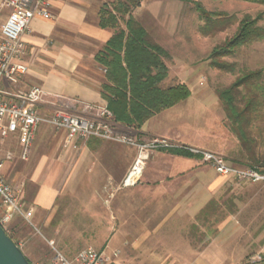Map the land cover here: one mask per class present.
I'll return each mask as SVG.
<instances>
[{
	"label": "crops",
	"instance_id": "crops-1",
	"mask_svg": "<svg viewBox=\"0 0 264 264\" xmlns=\"http://www.w3.org/2000/svg\"><path fill=\"white\" fill-rule=\"evenodd\" d=\"M114 1L48 0L51 17H34L22 36L25 54L21 62L27 72L15 84L8 85L11 87L8 89L27 92L33 87L40 88L43 98L36 108L43 118L58 110L83 115L84 104L107 106L101 96L105 70L94 57L114 33L98 25V13L104 4ZM184 1L142 0L132 12L152 40L169 54V59L163 60L168 69L161 83L163 88L175 85L170 84L174 79L179 81L176 84L188 88L190 78L186 74L177 79L175 60L147 29L146 21H156L159 31L166 36L173 34ZM6 15L5 10L0 26ZM207 95H211L210 91ZM181 102L149 118L138 130L114 121L113 126L139 143L164 138L203 149L201 137L205 135V126L200 130L190 124V118L177 126L169 120ZM86 115L94 116L91 112ZM73 145L67 142L65 131L40 124L31 159L23 164L18 132L0 138V161L7 153L12 155L11 160L4 162L1 176L18 193L23 209L31 212L29 223L13 218L10 234L14 240L22 239L23 246L15 242L32 264H40V255L29 238L33 235L30 231L22 234L24 230L15 226L17 220L31 227L53 220L59 225L106 224L109 236L101 251L109 258L107 264H112L118 256L126 264H264V223L249 227L247 223H253V219L246 221L247 218L241 219L233 213L224 222L215 221L220 224L207 242L203 212L212 198L222 192L224 183L223 177L200 166L199 157L152 151L137 183L123 187L121 183L136 157L134 146L98 138L86 143L75 140ZM118 190L126 192L125 199L117 198ZM75 206L79 207L78 220L73 221L69 218H73ZM112 238L118 246L110 244ZM46 240L60 241L53 236ZM79 252L61 253L73 259ZM256 255H261L263 260L249 263L248 259Z\"/></svg>",
	"mask_w": 264,
	"mask_h": 264
},
{
	"label": "rangeland",
	"instance_id": "rangeland-1",
	"mask_svg": "<svg viewBox=\"0 0 264 264\" xmlns=\"http://www.w3.org/2000/svg\"><path fill=\"white\" fill-rule=\"evenodd\" d=\"M184 2L185 4H182L179 11L178 28L173 34L170 33L171 36H166V33L159 31L160 27L156 21L150 19L146 21L147 29L165 46L175 60V76L177 75V79L186 74L190 78L187 86L191 95L179 104L175 114L169 116V120L177 126L181 123L180 121L183 123L185 119L190 118V124L199 127L200 130L205 126V135L201 137V148L203 149H195L220 155L228 164L240 169L253 167L252 156L258 161V166L255 168L262 170L260 166H264V39L243 46L237 49L233 55L224 56L220 59L226 64H231L234 68L233 72L213 68L208 57L215 47L223 45L225 41L236 35L239 21L244 16L249 15L253 19L260 18L257 25L264 27V5L241 0H186ZM195 3L207 12L220 14V16L212 17L213 24L209 28L218 27L222 30L208 36L201 35L199 29L203 22L198 18ZM250 72H261V77L257 85L259 89L254 91V94L258 96V104L255 107L257 113L254 115L249 129L250 137L255 141V145H252V151L248 153L231 131L223 105L217 97V91L229 87L242 75ZM176 82L179 81L174 79L170 84H176ZM209 91L212 96L207 95ZM240 106H243V104H240ZM192 114H194L193 118L191 117ZM115 132L132 138V136L123 134L117 129H115ZM30 159L31 154L28 161H23V164L29 163ZM199 164L201 167L211 170L217 177L219 176L208 164L203 163L201 160ZM223 183L222 192L219 194L221 197L218 198L219 195H217L215 199L212 198L210 201L212 207L207 210L205 218L207 242L215 235L216 227L220 224L215 223V221L221 220V222H224L225 218L233 213V216L236 215L241 219L247 218L246 221L253 219V223H247L249 227H257L264 223V181L253 183L237 180L233 177H223ZM110 194L112 193L110 192ZM115 194L118 195V199L119 197L125 199L126 192L124 190ZM238 206L241 208L237 214ZM72 212L73 218L69 219L78 220L76 214L79 212V207L75 206ZM1 214L2 209L0 207ZM9 225L6 230L10 232ZM15 226L24 230V232L22 231L24 235H27V231H30V235H33L29 237L32 246L40 255L43 263L51 259L54 249L64 254H72L87 247L101 251V246L109 236L106 224L66 223L59 225L53 220L52 223L50 221L46 224L35 223L34 227H31L28 223L17 220ZM51 236L60 241L46 240ZM15 240L23 246L22 239ZM110 244L118 246V242L113 238ZM115 253L117 254V251ZM130 258L133 259V256L130 255ZM119 261L121 260L118 256L112 264H126L123 260Z\"/></svg>",
	"mask_w": 264,
	"mask_h": 264
},
{
	"label": "trees",
	"instance_id": "trees-1",
	"mask_svg": "<svg viewBox=\"0 0 264 264\" xmlns=\"http://www.w3.org/2000/svg\"><path fill=\"white\" fill-rule=\"evenodd\" d=\"M141 1L115 0L101 7L98 13V25L104 29H112L114 33L94 57L105 70L101 96L107 103L113 121L134 130L140 129L149 118L175 106L190 95L188 88L182 84L166 88L161 86L168 73L163 60L169 59V54L157 45L133 18L132 12ZM241 1L264 5V0ZM195 9L199 20L203 22L199 29L201 35L208 36L222 30L218 27L209 28L213 24L212 17L220 14L207 12L197 3ZM259 20L260 18L253 19L249 15L244 16L239 21L236 35L211 51L208 57L210 65L218 70L233 72V66L220 59L233 55L243 46L264 39V27L257 25ZM260 77L261 72L246 73L229 87L217 91V97L223 105L230 129L248 153L252 151V145H255L249 129L257 113L255 107L258 104V96L254 91L259 89L257 85ZM163 151L180 156H195L181 149ZM251 160L254 163L252 168L258 170L255 168L258 166L256 158L251 156ZM260 168L262 170L258 171L264 173V166ZM211 207L212 202L206 206L203 213L206 215ZM5 232L15 242L10 232L7 230Z\"/></svg>",
	"mask_w": 264,
	"mask_h": 264
},
{
	"label": "built area",
	"instance_id": "built-area-1",
	"mask_svg": "<svg viewBox=\"0 0 264 264\" xmlns=\"http://www.w3.org/2000/svg\"><path fill=\"white\" fill-rule=\"evenodd\" d=\"M47 7L48 0H0V17L3 11H7L6 20L0 26V138L3 139L9 133L18 132L21 161H28L36 130L40 124H45L53 129L65 131L67 142L70 145H73L75 140L86 143L91 138H98L134 146L137 150L136 157L122 182L123 187L137 183L150 152L167 149H181L198 156L221 177H233L253 183L264 181L263 172L253 168H236L215 153L173 143L164 138H152L139 143L132 138L118 134L113 126V116L105 105L84 104L82 105L83 115L58 110L48 118L41 117L36 108L43 98V91L40 88L33 87L27 92L10 91L8 85L15 84L17 78L27 72V67L21 62L25 54L22 36L28 31L34 17L45 19L51 17ZM90 112L94 116L86 115ZM11 159L12 155L7 153L4 160L0 161V207L2 209L0 225L4 230L14 217L21 218L28 223L31 217V212L23 209L18 193L1 176L4 162ZM262 260L261 255H256L249 258L248 262L257 263ZM108 262L109 258L102 251L87 247L73 259H68L54 249L51 259L40 264H107Z\"/></svg>",
	"mask_w": 264,
	"mask_h": 264
},
{
	"label": "water",
	"instance_id": "water-1",
	"mask_svg": "<svg viewBox=\"0 0 264 264\" xmlns=\"http://www.w3.org/2000/svg\"><path fill=\"white\" fill-rule=\"evenodd\" d=\"M0 264H32L0 225Z\"/></svg>",
	"mask_w": 264,
	"mask_h": 264
}]
</instances>
